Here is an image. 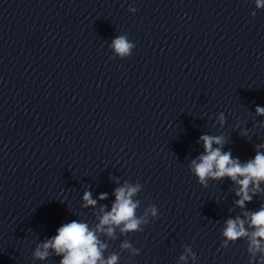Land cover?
Listing matches in <instances>:
<instances>
[{
	"label": "clouds",
	"instance_id": "obj_1",
	"mask_svg": "<svg viewBox=\"0 0 264 264\" xmlns=\"http://www.w3.org/2000/svg\"><path fill=\"white\" fill-rule=\"evenodd\" d=\"M257 8L264 7V0H255ZM135 11V9H131ZM112 47L116 54L120 57H130L132 49L135 48L134 43H130L125 36H119L113 40ZM256 112L259 115H264V107L257 106ZM221 124L225 122L224 113L219 115ZM200 141L203 142L204 154H201L191 161V172L198 179V182L204 187L208 186V178L220 180L225 177L230 178L233 182L239 185L236 196L239 199L236 204L239 207H244L245 201H251L253 196L249 195V184L251 183L255 189L253 195L260 191V183L264 181V154L257 151L254 160L241 164L238 158H233L231 151H223L225 139L223 136L202 135ZM217 147H213V145ZM264 147V145H261ZM243 177V179H239ZM140 185L135 186L125 184L122 187L116 188L115 202L112 205L111 211L105 212L100 218L99 224L95 230H90L85 222L72 220L71 222L63 223L56 230V235L43 243L44 251L39 248L34 255L40 259L48 256L47 249L52 248L59 256L63 254L60 264H117L119 260L118 254H111L107 259L103 257V250L107 245L102 243L96 235L98 231H105L109 237H114L115 227H120L121 234L129 232L143 231L141 225L146 223L143 217L136 215L139 201H133L132 197L140 191ZM100 199H106L107 193H102ZM84 201L87 205H95L96 201L91 198L90 192H85ZM103 211V209H102ZM157 207H150L148 212L152 216L157 215ZM226 228L223 231L225 238L222 247H227L229 241H236L240 237L248 235L244 228V221L239 218L226 221ZM104 226H108L106 229ZM250 227L255 231L252 233V239L249 244V251H261V240H264V205L260 210L252 213L250 217ZM260 238V239H257ZM120 247L122 249H132L133 254H139V250L134 249L128 242L124 241ZM186 253H191V248L185 249ZM181 261H187L186 255L180 256ZM264 264V262H261Z\"/></svg>",
	"mask_w": 264,
	"mask_h": 264
}]
</instances>
